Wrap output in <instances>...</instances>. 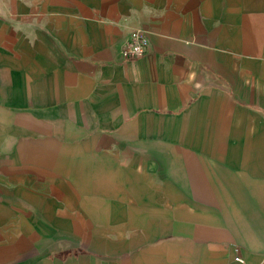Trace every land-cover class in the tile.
Returning <instances> with one entry per match:
<instances>
[{"label": "crops", "instance_id": "1", "mask_svg": "<svg viewBox=\"0 0 264 264\" xmlns=\"http://www.w3.org/2000/svg\"><path fill=\"white\" fill-rule=\"evenodd\" d=\"M101 226L54 264H264V0H0V264Z\"/></svg>", "mask_w": 264, "mask_h": 264}, {"label": "rangeland", "instance_id": "2", "mask_svg": "<svg viewBox=\"0 0 264 264\" xmlns=\"http://www.w3.org/2000/svg\"><path fill=\"white\" fill-rule=\"evenodd\" d=\"M116 199H120L121 202L116 203V206L122 208L125 196H115ZM107 222V220H100ZM69 233L58 241L51 242L45 247H41V244H37V250L43 251L46 257L50 259L48 264H54L55 261H67L71 257L80 255L88 256H104L106 251V243L102 244L99 239L106 238L109 235V231L113 228L107 226L101 227H69L67 228ZM98 235V236H97ZM99 238V239H98ZM102 244V245H101ZM106 260V259H104ZM88 260L84 259L83 264H87ZM103 264H107L106 261H101Z\"/></svg>", "mask_w": 264, "mask_h": 264}, {"label": "built area", "instance_id": "3", "mask_svg": "<svg viewBox=\"0 0 264 264\" xmlns=\"http://www.w3.org/2000/svg\"><path fill=\"white\" fill-rule=\"evenodd\" d=\"M145 51V38L142 30H133L130 32L125 47L122 50L126 57H136ZM236 259H239L238 257ZM240 260V259H239Z\"/></svg>", "mask_w": 264, "mask_h": 264}]
</instances>
